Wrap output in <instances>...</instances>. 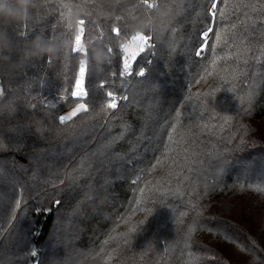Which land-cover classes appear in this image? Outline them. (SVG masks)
Returning <instances> with one entry per match:
<instances>
[{"label":"trees","instance_id":"1","mask_svg":"<svg viewBox=\"0 0 264 264\" xmlns=\"http://www.w3.org/2000/svg\"><path fill=\"white\" fill-rule=\"evenodd\" d=\"M65 3L114 59L87 65L89 111L61 123L80 54L24 51L59 38ZM163 3L172 28L151 33L128 77L134 0H36L27 39L0 18L13 48L0 61V264H264V0H218L215 18L210 0ZM105 91L127 98L101 112Z\"/></svg>","mask_w":264,"mask_h":264},{"label":"clouds","instance_id":"2","mask_svg":"<svg viewBox=\"0 0 264 264\" xmlns=\"http://www.w3.org/2000/svg\"><path fill=\"white\" fill-rule=\"evenodd\" d=\"M156 4L155 9L144 8L141 14H138L130 19L128 28L134 36L144 33H163L172 28L173 13L168 8L163 0H152ZM15 6H10V0H0V18L6 21H11L14 24L25 25L30 22L31 10L35 7L36 0H11ZM82 14L79 10L70 9L58 19L61 35L59 38L35 35L27 42V47L24 51V57L28 61H37L44 57H62L72 54L73 42L76 35L79 34L78 28ZM174 32L175 29H172ZM66 33V35H65ZM124 43H119V47L123 50ZM83 48L87 50V55L79 57V62L87 65L94 64L98 69L110 64L114 57L112 50L106 45H97L94 41H86ZM13 52L12 42L6 35L0 34V61L8 63ZM5 53H8L7 55ZM90 53V55H89ZM26 64L17 62L16 65L10 66L13 72H21ZM7 108V103L0 104V115H3Z\"/></svg>","mask_w":264,"mask_h":264},{"label":"snow or ice","instance_id":"3","mask_svg":"<svg viewBox=\"0 0 264 264\" xmlns=\"http://www.w3.org/2000/svg\"><path fill=\"white\" fill-rule=\"evenodd\" d=\"M217 2H218V0H210V7L208 9V12L212 18H215L217 15H222L221 13H218V11H217ZM219 2H222V0H219ZM134 4L137 7L143 6L146 9H155L156 8V4L153 3L152 0H134ZM63 7L67 8L68 10L71 9L69 4H67V3L63 4ZM61 15H64V13H61ZM84 25H85V20L82 18L80 20L79 28H78L79 34L75 36L74 42H73V48H72V53L73 54L79 53L80 54L79 57H81L82 55H87V50L85 48H83V45L86 42ZM32 28H33L32 25L25 24L22 27L13 28L12 31L18 37H22V38L27 39L30 35H33ZM50 31H51V29H50ZM112 31L115 33V35L117 37L120 36L119 27H114L112 29ZM211 31H212L211 28H208L207 30H205L203 32V37L205 39H207V37ZM224 32H226V30L222 29V33L216 34V40L218 42H222L224 40V35H223ZM97 39H100L101 41H103L104 40L103 33H101L100 36L97 37ZM150 39H151V33L149 35L138 33V34L132 36L131 40L128 43H124L123 50H121L124 57H125L123 60L122 71L119 74L121 77H128L132 74L131 60L135 59L136 56H138L140 53L145 51V48H146V46H148ZM106 47H108L110 50H112L111 46L106 45ZM202 51H203V49L198 51L196 54L200 55L202 53ZM247 51H248L247 49H242V52H244L245 54ZM239 55L240 54L238 53V57H239ZM79 57H76V58L79 59ZM48 59H49V61L51 60L50 57ZM215 66L216 65L214 63L213 67L215 68ZM87 72H88L87 64H85L83 62H79L78 79L76 80V83H75V90L72 91V93H71V97L75 98V102H76L77 106L68 114L61 115L59 117V120L61 123H67L69 121H72L73 118L76 117L80 112H88L89 111L88 104L81 102V101L85 100L89 95L88 89L85 87V79H86ZM137 75L144 76L145 73L143 70H140L137 73ZM232 78L233 79L236 78L234 73H232ZM221 79H225V77H221ZM98 88L102 89V90L105 89V84L104 83L98 84ZM0 96H3V92H0ZM104 97H105V102L100 107V111L105 112V113L109 110L116 109L118 106V100L127 98L124 96L117 97V95H115L113 91H105ZM175 131L176 130L173 129V132H175ZM169 140L172 141L173 143H175L177 148L179 147L178 142L173 141L172 137H169ZM172 151H176V148H173ZM177 154L179 155V153H177ZM174 163H175V161H174ZM133 231H134V229H133ZM32 255H36V253L33 252Z\"/></svg>","mask_w":264,"mask_h":264},{"label":"built area","instance_id":"4","mask_svg":"<svg viewBox=\"0 0 264 264\" xmlns=\"http://www.w3.org/2000/svg\"><path fill=\"white\" fill-rule=\"evenodd\" d=\"M153 44H154V43H153L152 39H150V40H149V44H148V46H146V47H150V46H151V47H154ZM202 49H203V48H202ZM199 51H200V50H199ZM203 51H204V50H203ZM203 51H202V53H203ZM202 53H201L200 55H202ZM143 71H144V73L146 74L147 71H146V70H143ZM144 76H145V75H144Z\"/></svg>","mask_w":264,"mask_h":264},{"label":"rangeland","instance_id":"5","mask_svg":"<svg viewBox=\"0 0 264 264\" xmlns=\"http://www.w3.org/2000/svg\"><path fill=\"white\" fill-rule=\"evenodd\" d=\"M207 38H208V37H207ZM203 50H204V47H203ZM203 52H204V51H203ZM133 60H134V59H133ZM133 60H131V63H132ZM72 110H73V109H71L70 111H68L67 113H65V115L68 114L69 112H71Z\"/></svg>","mask_w":264,"mask_h":264}]
</instances>
